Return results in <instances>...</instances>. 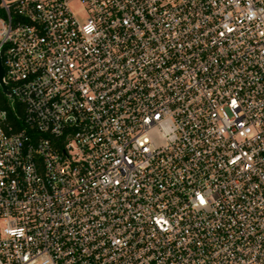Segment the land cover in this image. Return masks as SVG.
<instances>
[{"label": "built area", "instance_id": "obj_1", "mask_svg": "<svg viewBox=\"0 0 264 264\" xmlns=\"http://www.w3.org/2000/svg\"><path fill=\"white\" fill-rule=\"evenodd\" d=\"M0 57V264H264V0H0Z\"/></svg>", "mask_w": 264, "mask_h": 264}, {"label": "trees", "instance_id": "obj_2", "mask_svg": "<svg viewBox=\"0 0 264 264\" xmlns=\"http://www.w3.org/2000/svg\"><path fill=\"white\" fill-rule=\"evenodd\" d=\"M14 107L17 113L21 112V107L19 106V104H15ZM0 109H5L8 111V117L16 128L21 126L19 120L14 118L13 112L10 109V104L7 99V96L1 91V89H0Z\"/></svg>", "mask_w": 264, "mask_h": 264}, {"label": "water", "instance_id": "obj_3", "mask_svg": "<svg viewBox=\"0 0 264 264\" xmlns=\"http://www.w3.org/2000/svg\"><path fill=\"white\" fill-rule=\"evenodd\" d=\"M3 77H4V68L2 65L1 57H0V89L7 97H9L10 93L7 89V85L5 84V82L3 80ZM9 99H11V98H9ZM11 101H12V99H11Z\"/></svg>", "mask_w": 264, "mask_h": 264}, {"label": "rangeland", "instance_id": "obj_4", "mask_svg": "<svg viewBox=\"0 0 264 264\" xmlns=\"http://www.w3.org/2000/svg\"><path fill=\"white\" fill-rule=\"evenodd\" d=\"M7 99H8L9 102L11 101V99H9L8 97H7Z\"/></svg>", "mask_w": 264, "mask_h": 264}]
</instances>
